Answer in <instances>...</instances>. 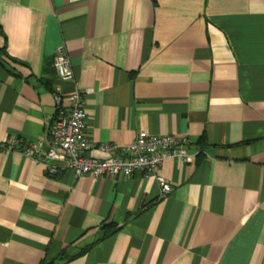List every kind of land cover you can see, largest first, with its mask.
<instances>
[{
  "label": "crops",
  "instance_id": "obj_1",
  "mask_svg": "<svg viewBox=\"0 0 264 264\" xmlns=\"http://www.w3.org/2000/svg\"><path fill=\"white\" fill-rule=\"evenodd\" d=\"M75 85L95 158L140 131L189 138L159 168L171 192L3 147L45 145ZM0 264H264V0H0Z\"/></svg>",
  "mask_w": 264,
  "mask_h": 264
},
{
  "label": "built area",
  "instance_id": "obj_2",
  "mask_svg": "<svg viewBox=\"0 0 264 264\" xmlns=\"http://www.w3.org/2000/svg\"><path fill=\"white\" fill-rule=\"evenodd\" d=\"M52 67L58 78L75 84L72 65L64 46L56 48ZM53 100L56 112L47 130L45 145L39 140L20 141L14 137L3 144L7 150H19L27 157L43 162L51 174L60 168L71 170L77 177L90 175L95 178H125L135 172H142L144 176L153 177L158 182L160 195L165 197L171 192L172 184L158 174L162 163L167 159H180L183 162L191 159L188 153L191 146L189 138L172 134L154 135L145 131L138 132L133 142L125 147L101 145V149L108 151L109 156L95 158L88 154L93 144L86 130L87 113L83 92L75 85L67 94L55 92Z\"/></svg>",
  "mask_w": 264,
  "mask_h": 264
}]
</instances>
